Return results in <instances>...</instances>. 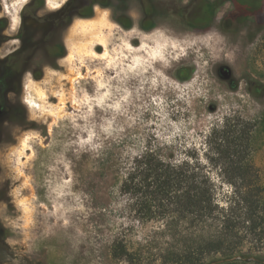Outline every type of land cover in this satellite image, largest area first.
<instances>
[{"label": "rangeland", "instance_id": "374dc122", "mask_svg": "<svg viewBox=\"0 0 264 264\" xmlns=\"http://www.w3.org/2000/svg\"><path fill=\"white\" fill-rule=\"evenodd\" d=\"M4 1L0 18L11 22L5 4L14 0ZM31 1L17 13V30ZM43 1L40 15L55 11L46 0H36V11ZM164 1L186 5L190 0ZM129 8L130 30L113 20L110 9L94 10L93 18L105 10L108 19L101 31L107 36L105 58L83 49L92 38L73 34L72 23L64 28L65 55L52 61L37 54L33 68L43 71L26 72L20 91L4 100L0 264H130L114 255L115 240L122 236L137 254L165 252L167 247L146 242L159 224L131 228L118 187L99 177L103 144L121 145L128 155L144 149L152 137L174 142L179 156L198 161L224 205L236 197L233 184L241 193L247 185L262 190L259 203L250 193L253 223L236 221L229 235L242 240L247 264L264 255V102L251 96L248 84L249 79L264 83V29L223 32L220 22L232 9L229 3L207 30H192L175 15L143 29L139 1L131 0ZM17 30L8 31L12 42L1 55L19 46ZM79 46L82 54L75 51L73 58ZM96 51L101 54L104 47ZM221 66L231 68L229 79L220 74ZM182 67L193 70L187 81L177 77ZM27 97L36 99L38 108L29 107ZM242 206L236 219L244 217ZM222 257L210 255L205 262Z\"/></svg>", "mask_w": 264, "mask_h": 264}, {"label": "trees", "instance_id": "16d2710c", "mask_svg": "<svg viewBox=\"0 0 264 264\" xmlns=\"http://www.w3.org/2000/svg\"><path fill=\"white\" fill-rule=\"evenodd\" d=\"M131 0H67L63 6L49 14L55 25H71L75 18H93L95 7L110 9L113 20L122 28L130 30L134 21L129 14ZM141 5L143 29L155 27L159 18L174 15L192 30H207L218 10L225 4L232 5L221 19L220 27L225 33H237L245 27L256 31L264 29V0H190L188 4H171L164 0H137ZM179 2V1H178ZM44 4V1H43ZM58 55H65L64 45L53 47ZM22 75L19 72L0 73V81ZM193 70L182 67L177 77L187 81ZM40 79L41 74H35ZM249 93L259 102H264V83L248 80ZM20 81L1 88L5 99L10 93L20 91ZM4 109V108H3ZM3 110L1 119L6 117ZM11 117V113L9 114ZM155 140V144L152 142ZM174 142H159L151 138L144 149L126 155L121 145L103 144L99 153L101 173L105 184L108 179L118 187V193L125 199L123 213L128 215L131 228L149 223L159 224L158 230L146 240L148 246H165L166 251L152 256L132 252L125 236L115 240L114 255L130 264H247L242 260L245 254L240 249L241 241L231 237L229 232L234 223H253L252 209L255 202L250 193L255 192L256 203L261 202L262 190L247 185L241 193V186L233 184L235 196L226 205L218 198L217 186L209 173L198 161L181 157ZM192 153V150L188 152ZM242 203L244 217L236 219V208ZM220 254L223 257L205 262L206 257ZM254 264H264V255L257 256Z\"/></svg>", "mask_w": 264, "mask_h": 264}, {"label": "flooded vegetation", "instance_id": "af4514ba", "mask_svg": "<svg viewBox=\"0 0 264 264\" xmlns=\"http://www.w3.org/2000/svg\"><path fill=\"white\" fill-rule=\"evenodd\" d=\"M35 5L36 0H32L27 6V10L22 14V23L19 30H17L19 19L17 26L13 28L12 19L11 22H8L0 18V53L4 46L12 42V39L6 36L8 31L17 30L16 37L19 43V46L10 50L8 54H0V73L2 74L10 71L22 73L20 76L13 74L10 79L5 82L0 81V106L2 107V111L4 110L5 100L1 94L2 87L12 86L16 84L18 80L21 84L26 72L43 71V69L39 70L33 68V63L35 62L37 54L41 53L44 57L52 61H58L63 57L62 55H58V52L53 50V47L64 45L65 40L63 34L65 27H63L61 23L58 25L53 23L49 16L51 12L44 15L39 14L41 9L45 8L46 5L43 3L38 4L39 7L37 11L35 10ZM0 120H2L1 117Z\"/></svg>", "mask_w": 264, "mask_h": 264}, {"label": "bare ground", "instance_id": "6f19581e", "mask_svg": "<svg viewBox=\"0 0 264 264\" xmlns=\"http://www.w3.org/2000/svg\"><path fill=\"white\" fill-rule=\"evenodd\" d=\"M28 1L29 0H14L10 5L5 4L6 11L10 13L13 28H15L18 24L17 13H18L19 9L21 8V6H23ZM46 1H47L48 7L52 8V9L60 8L62 6V4L65 2L64 0H61L62 2H57V0H46ZM96 9H97V7H96ZM105 12H106L105 10H103V11L98 10L96 12L97 17H95V18L76 19L71 26V31L73 34H75V33L82 34V35H86L88 33L90 34L89 36H91L92 40H91L89 45H84L85 48H83V49H85L87 52H90V54L93 57L100 58V59H103L108 55V51H107V48H108L107 45L108 44L106 42L107 36H103L104 33L101 32L103 30V28L105 26H107L108 19L106 17ZM104 31H105V28H104ZM98 47H104V52L101 54H98L96 51ZM83 49H82V46H79L77 48H73V52H72L71 56L74 58L75 51L76 52L78 51L79 53H81V51ZM27 82H26L25 88H28ZM38 93L41 95V97L45 96V94L42 91L41 92L38 91ZM30 96H32V95H29V97ZM29 97L26 98V103L28 104V106L31 108L37 107L38 104L35 101L36 99H31L33 97H31V98H29ZM40 104H41V102H40ZM41 105H39V107Z\"/></svg>", "mask_w": 264, "mask_h": 264}, {"label": "water", "instance_id": "95a60500", "mask_svg": "<svg viewBox=\"0 0 264 264\" xmlns=\"http://www.w3.org/2000/svg\"><path fill=\"white\" fill-rule=\"evenodd\" d=\"M219 72L222 75V77L226 80L229 79L232 75V70L228 66H221L219 69ZM2 113H3L2 107L0 106V117H1Z\"/></svg>", "mask_w": 264, "mask_h": 264}, {"label": "crops", "instance_id": "0c3cea01", "mask_svg": "<svg viewBox=\"0 0 264 264\" xmlns=\"http://www.w3.org/2000/svg\"><path fill=\"white\" fill-rule=\"evenodd\" d=\"M64 1H66V0H64ZM57 2H62L61 0H57ZM96 8V7H95Z\"/></svg>", "mask_w": 264, "mask_h": 264}]
</instances>
